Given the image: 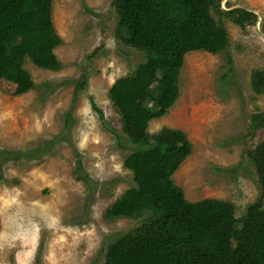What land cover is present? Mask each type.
Wrapping results in <instances>:
<instances>
[{
	"label": "rangeland",
	"instance_id": "1",
	"mask_svg": "<svg viewBox=\"0 0 264 264\" xmlns=\"http://www.w3.org/2000/svg\"><path fill=\"white\" fill-rule=\"evenodd\" d=\"M112 1L51 0L59 67L26 59L33 87L15 96L0 91V264H103L106 247L146 215L104 216L135 185L123 165L134 144L107 92L145 60L119 34ZM219 6L255 17L242 26L223 18L228 45L218 53L184 55L177 100L147 133L183 131L192 149L173 182L187 200H226L240 217L260 192L247 151L264 140V125L250 129L264 112V92L250 83L264 70V0Z\"/></svg>",
	"mask_w": 264,
	"mask_h": 264
},
{
	"label": "trees",
	"instance_id": "2",
	"mask_svg": "<svg viewBox=\"0 0 264 264\" xmlns=\"http://www.w3.org/2000/svg\"><path fill=\"white\" fill-rule=\"evenodd\" d=\"M220 1H112L119 34L142 51L145 60L115 79L107 92L121 131L134 144L123 165L135 185L123 191L104 216L146 215L106 247L103 264H264V140L247 151L259 196L235 217L228 201L187 200L173 182L172 174L192 149L183 131L163 127L147 133L148 122L166 114L177 100L184 55L218 53L228 45L223 18L242 26L255 17L238 7L222 10ZM50 8L51 0H0L1 92L15 96L33 87L23 67L26 59L42 69L59 67L54 49L60 39ZM250 83L256 93H263L264 70L253 71ZM263 125L264 112L255 113L251 132Z\"/></svg>",
	"mask_w": 264,
	"mask_h": 264
}]
</instances>
